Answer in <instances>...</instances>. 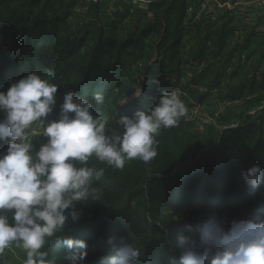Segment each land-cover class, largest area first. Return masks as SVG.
<instances>
[{"label": "trees", "instance_id": "obj_1", "mask_svg": "<svg viewBox=\"0 0 264 264\" xmlns=\"http://www.w3.org/2000/svg\"><path fill=\"white\" fill-rule=\"evenodd\" d=\"M190 1L194 11L185 24ZM200 1L152 0L132 25L128 11L105 22L102 0H89L84 19L79 0H0V91L50 68L55 75L49 82L58 86L55 114L67 91L89 100L103 92L105 103L93 104V115L119 119L146 112L174 89L190 108L211 97L222 104L240 100L254 111L240 122L209 124L204 137L182 118L178 127L161 129L158 155L148 164L136 159L115 169L90 158L86 166L105 169L94 178L98 191L84 202L95 206L93 214L75 223L68 218L64 228L67 237L86 242L83 264H106L130 243L141 252L139 264L178 261V236L199 244L196 226L204 221L185 209L223 210L233 221L264 219L258 211L264 185L252 193L243 178L254 165L264 171V30L252 29L236 43L237 17L217 11L197 19ZM228 1L235 0H221ZM6 148L0 142V153ZM49 240L42 250L54 264H66L62 244Z\"/></svg>", "mask_w": 264, "mask_h": 264}, {"label": "clouds", "instance_id": "obj_2", "mask_svg": "<svg viewBox=\"0 0 264 264\" xmlns=\"http://www.w3.org/2000/svg\"><path fill=\"white\" fill-rule=\"evenodd\" d=\"M54 75L50 68L43 76L31 71L0 91V142L7 143L0 153V264H8L3 255L13 246L24 252L23 264H54L49 251L42 250L53 237L69 254L66 264H83L86 242L67 237L64 228L68 218L74 223L81 219L77 205L93 197L98 191L92 187L94 178L104 175V168L86 166L90 158L115 169L136 159L148 164L158 155L161 129L178 127L187 115L174 89L163 91L146 112L119 119L100 111L93 115V104L105 103L103 92L89 100L67 91L54 116L58 86L49 82ZM32 137L46 142L37 150ZM243 178L252 193L264 185L259 165L247 169ZM258 211L264 214V206ZM258 220L232 221L226 229L216 213L210 214L196 226L199 244L178 236L180 255L172 264H264V219ZM140 259V250L130 243L106 258V264H139Z\"/></svg>", "mask_w": 264, "mask_h": 264}, {"label": "rangeland", "instance_id": "obj_3", "mask_svg": "<svg viewBox=\"0 0 264 264\" xmlns=\"http://www.w3.org/2000/svg\"><path fill=\"white\" fill-rule=\"evenodd\" d=\"M82 0H79V4L76 8L77 12L82 14V19L85 17L86 13H83L82 10ZM106 4L104 21H111L115 13H129V17L126 20V23L135 25L140 21L141 18H144L146 10V5L144 3L138 2V4H133L132 2H128L126 0H108L110 4L107 3V0H102ZM114 6H116L114 8ZM145 7V8H144ZM212 12L218 13L217 9L212 7ZM117 13V14H118ZM223 13V12H222ZM84 14V16H83ZM131 61V60H129ZM207 80L205 83H207ZM187 115L184 117L186 122L190 125V130L192 133L200 135L204 137L206 135V126L209 124H216L218 121H226L229 120L232 122H240L239 120L245 118L246 116H254V111H249L247 105L243 104H232L226 105L222 103H217L213 101V98H208L206 103L203 105H197L195 108H190L186 105ZM56 114L54 113V116ZM3 116V114H0ZM108 116V115H107ZM245 116V117H244ZM111 122V121H110ZM40 135L39 133L37 134ZM36 137H32L30 139H35ZM46 142L43 137H38L33 141L34 146H40V144ZM78 210L82 213L81 218H89L92 216L95 206L82 203L77 205ZM184 214L191 215V213L195 212L196 214H200L202 219L205 221L208 216L212 213H216L218 218L224 222V226L227 229L230 227V224L233 220H230L227 214L224 213L223 210L209 211V210H182ZM3 259L8 261V264H23V260L25 259L24 252L13 246L11 249L5 250L3 255Z\"/></svg>", "mask_w": 264, "mask_h": 264}, {"label": "built area", "instance_id": "obj_4", "mask_svg": "<svg viewBox=\"0 0 264 264\" xmlns=\"http://www.w3.org/2000/svg\"><path fill=\"white\" fill-rule=\"evenodd\" d=\"M93 2H97L99 0H90ZM128 2H132L134 5L138 4V2L144 3L147 7L152 2V0H126ZM89 0H82V10H84L85 13H87V6H88ZM193 1L189 2L188 8H187V15L188 18L185 21V24L189 22L191 15L194 11V6L192 4ZM200 8L197 19L199 18L200 14L202 13H211L212 7L217 9L218 12H224V11H230L232 12L237 18L238 24L240 26L239 30L236 32V35L234 37V42L240 43L243 41L244 37L246 36V33L250 29V25L245 23L243 20V16L248 10L251 9H257L259 11H264V0H235V1H228L226 3H222L221 0H201L200 1ZM146 7V10H147ZM145 8V7H144ZM192 75L187 74V79H191ZM216 92V91H215ZM226 105H232V104H241L240 100H236L233 103H225Z\"/></svg>", "mask_w": 264, "mask_h": 264}, {"label": "crops", "instance_id": "obj_5", "mask_svg": "<svg viewBox=\"0 0 264 264\" xmlns=\"http://www.w3.org/2000/svg\"><path fill=\"white\" fill-rule=\"evenodd\" d=\"M263 16H264V11H259L257 9H251V10H248L242 18L245 23L250 25L249 31L255 28H257V31H263L264 30V26L262 24ZM237 19H239V17Z\"/></svg>", "mask_w": 264, "mask_h": 264}]
</instances>
